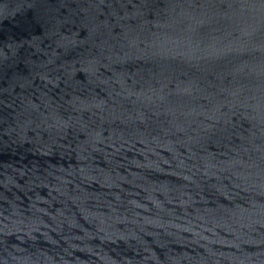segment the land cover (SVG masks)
<instances>
[{
  "label": "water",
  "instance_id": "95a60500",
  "mask_svg": "<svg viewBox=\"0 0 264 264\" xmlns=\"http://www.w3.org/2000/svg\"><path fill=\"white\" fill-rule=\"evenodd\" d=\"M0 264H264V0H0Z\"/></svg>",
  "mask_w": 264,
  "mask_h": 264
}]
</instances>
